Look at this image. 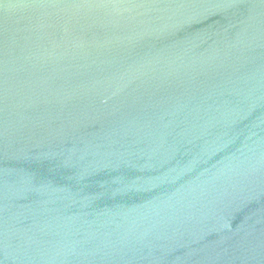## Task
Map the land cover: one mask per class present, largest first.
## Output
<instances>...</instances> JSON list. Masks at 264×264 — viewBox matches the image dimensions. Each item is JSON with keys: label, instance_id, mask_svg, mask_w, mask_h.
<instances>
[{"label": "water", "instance_id": "1", "mask_svg": "<svg viewBox=\"0 0 264 264\" xmlns=\"http://www.w3.org/2000/svg\"><path fill=\"white\" fill-rule=\"evenodd\" d=\"M0 264H264V0H0Z\"/></svg>", "mask_w": 264, "mask_h": 264}, {"label": "snow or ice", "instance_id": "2", "mask_svg": "<svg viewBox=\"0 0 264 264\" xmlns=\"http://www.w3.org/2000/svg\"><path fill=\"white\" fill-rule=\"evenodd\" d=\"M36 3H45V2H50V0H34Z\"/></svg>", "mask_w": 264, "mask_h": 264}]
</instances>
